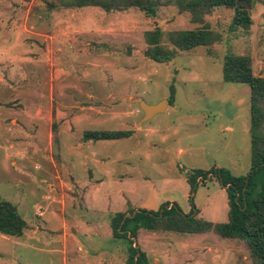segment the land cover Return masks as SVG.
<instances>
[{"label":"rangeland","instance_id":"rangeland-1","mask_svg":"<svg viewBox=\"0 0 264 264\" xmlns=\"http://www.w3.org/2000/svg\"><path fill=\"white\" fill-rule=\"evenodd\" d=\"M23 1L20 12L24 17L31 0ZM46 1L52 0L32 1L26 28H18L21 21L16 24L14 20L5 27L4 35H1L0 29V61H12L18 55L21 62L15 68L13 77L23 73L25 78L21 83L25 87L22 98L0 95V196L14 203L24 220L38 222L43 231L39 242L30 244H24L22 238L0 234V264H63L59 245L54 239L59 236L56 231L60 228L62 215L56 202V199H61L60 182L53 177L49 157H54L57 143H84L81 136L85 129L104 128L79 122L72 125L69 131L66 123H63L65 117L57 119L54 110L46 120L44 114L49 109V87L40 83L51 75L60 79L58 84L53 85L55 100L58 94L63 102L70 101V96L59 92L64 89L70 92V89L79 86L84 90L77 93L74 105L88 103L102 107V101L91 99L89 102L84 92H87V88L101 94L100 89L104 86L102 80L108 78H112V81L109 87H105H117L122 91L125 82H129L127 88H134L149 103L159 102L160 98L166 96L169 105L173 102L176 104V112L171 108L157 113L143 124L147 130L139 133L140 142L136 145L132 140H125L117 144L114 151L102 146H96L94 150L87 145L84 147L88 154L96 155L114 154L120 150L128 154L129 148L139 152L140 157L136 162L123 166L137 182V192H127L125 196L127 205L123 211L124 217L133 209L154 211L173 204L195 218L226 221L228 206L225 189L219 180L206 175L207 170L216 167L237 176L249 171L250 88L246 83L224 81L221 62L228 51L248 54L253 61L254 74L264 76V0H258L254 5L249 34L231 31L232 11L217 10L205 17L208 25L221 33V40L210 48L212 53L207 52V47L199 46L176 52L168 62H156L145 57L147 44L144 33L155 27L166 32L198 26L190 21L188 13H179L174 5L160 6L154 18L145 16L136 7L107 13L98 7L78 8L80 13H99L94 14L95 18L103 22V27L109 32L98 38L81 35L78 39L83 45L65 41L62 49L54 55L51 47L47 49L46 36L41 32L52 28L56 30L59 26L63 28L65 24L59 22L57 12L47 19L48 22L41 24L45 20L39 13L51 11ZM13 4L17 6L14 10L20 7L16 2ZM54 9L61 10L63 7ZM87 41H90V45L86 44ZM8 70V67L0 66V76H6ZM1 87L0 84V91ZM170 87L174 93L173 99L170 97ZM20 108H23L22 115ZM37 108L42 109L40 117L36 116ZM12 117H16V124L11 121ZM158 125L169 126V130L162 132L166 143L159 141L161 133L152 136L148 131V128ZM187 146L188 150L179 155L178 148ZM166 148L168 151L165 153ZM64 152V155H71L75 159L76 177L83 181L90 180L88 173L82 171L80 158L83 152L78 149L72 153L68 150ZM196 171L206 176L203 182L198 181L200 175ZM99 172L94 171V175L98 176ZM81 198L80 193L75 201L76 214L79 213L80 204L83 205ZM116 199L115 195L110 196L108 201L112 202L111 206ZM157 202L159 206L155 208ZM99 205L101 208V203ZM69 209L67 207L65 211L67 218ZM93 211L94 215L96 209L93 208ZM37 212H42V216H37ZM105 222L110 225V220L102 219L100 229L97 221H91L90 230L83 225L84 222L74 229V250L79 253V250L89 249L88 257L93 264H102L111 252L106 249L107 245L110 247V239L104 233ZM29 225L26 232H29ZM101 231L102 235L98 236ZM3 236L7 240L2 239ZM93 239L99 241L94 244L91 242ZM116 239L120 240L110 243H127L123 238ZM135 241L146 252L151 264H253L248 248L242 241L212 232L178 233L139 229ZM90 249H96L97 253L91 254ZM123 253L127 254L126 244L125 248L121 245L117 249V254Z\"/></svg>","mask_w":264,"mask_h":264},{"label":"trees","instance_id":"trees-1","mask_svg":"<svg viewBox=\"0 0 264 264\" xmlns=\"http://www.w3.org/2000/svg\"><path fill=\"white\" fill-rule=\"evenodd\" d=\"M258 0H52L48 9L98 7L105 12L123 11L136 7L145 16L154 18L160 6L174 5L179 13L186 12L198 26L192 29L163 31L157 27L144 33L147 47L145 57L156 62L170 61L176 52L199 46L210 48L221 40V33L212 29L205 20L217 10L232 11L230 30L249 34L253 24L252 11ZM222 78L226 82L246 83L249 97L250 169L244 175H231L223 168L207 170L219 180L227 196V219L224 222L195 218L183 213L177 206L168 205L157 210L139 209L124 217L123 212L110 218L112 236L127 242L126 264H150L145 251L136 244L139 229L165 230L178 233H207L242 241L248 248L253 264H264V76L253 71L248 54L228 51L221 62ZM170 97L173 90L170 87ZM131 130L88 129L82 141L113 140L128 137ZM203 179L206 176L196 171ZM259 176V177H258ZM258 179V181H257ZM27 223L17 206L0 196V234L22 236ZM242 264V263H238Z\"/></svg>","mask_w":264,"mask_h":264},{"label":"crops","instance_id":"crops-1","mask_svg":"<svg viewBox=\"0 0 264 264\" xmlns=\"http://www.w3.org/2000/svg\"><path fill=\"white\" fill-rule=\"evenodd\" d=\"M33 0L30 1L29 6L25 9L24 17L22 15V8L21 4H24L23 0H0V22L3 23V25L0 26V29H2L1 35L5 34V27L8 25L10 21H14L15 23L19 25L18 28H26L25 23L27 22L29 13H30V5ZM13 2H16L20 7H18L16 10H14L17 6H14ZM13 9V10H12ZM80 9V8H79ZM78 8H63L61 10H49L46 12L39 13L42 17L43 21L41 24L44 25L45 22H48L47 19L51 18L52 16L56 15L55 12H57V16L59 17V22L61 24H65L63 28L57 27V29H51L50 31H42L44 36H46V46L48 48H52L54 55H56L57 51H60L62 49V45L65 44V41L71 44L78 43L79 45H83L81 42V39H78V37L85 36V37H94L98 38L99 36H105L107 35V32H109V29H106L103 27V22H99L97 18H95L94 14H97L96 12L92 15H90L92 12H82L80 13ZM10 10V12H9ZM105 12V11H104ZM10 13V15H9ZM107 13V12H106ZM99 14V13H98ZM97 14V15H98ZM106 16V15H105ZM23 19V20H22ZM85 22L87 24H85ZM99 24V25H98ZM47 25V23L45 24ZM77 26V28L73 29L74 26ZM106 27V26H105ZM77 36V38H76ZM101 43V46H104L102 41H99ZM87 45H90V41L86 42ZM8 50V49H6ZM14 56H12L13 58ZM11 58V59H12ZM19 57L18 55H15V58H13L12 61L9 60H2L0 61V66L3 68L8 67L9 70L6 72V76H0V84L2 85V89L0 91V95L6 94L8 96L15 95L16 98H22L25 94L22 92V90H25L24 85H21V83L25 80L24 74L21 73L19 76L13 75V72L15 71V68L18 66V64L21 61H18ZM112 78L103 79L102 82L104 83L102 86L103 88L100 89L101 94L97 92L88 91L85 88V91H87L85 94V97L90 102L91 99H96L102 101V107L98 106H92L88 105H80L73 104V101L76 102V95L77 93H83V89L79 86H76L71 91H67L64 89L63 91H59L62 94H66V96H70L69 100L67 102H63V98L59 97L57 94V100L53 97V85L58 84V81L60 79H55L52 75L49 76V79H44L40 84H42L44 87L45 85H48V94L50 102H49V109L45 110L44 116L46 117V120L48 116H51L52 111L54 110L55 115L57 119H63V123H66L67 128H69V131L72 127V125H76L79 122H86L87 125L91 126H103L104 130H131L132 133L125 138L121 139H113V140H98V141H84V143H57L55 146L54 151V157H49V163L50 166L53 168V177L57 179L60 182V189H59V196H61V199H56V202L60 205V212H61V223L60 228L56 233H59V236H57L56 243L59 245L60 253L63 257V264H93L89 255V249L88 250H79L80 252L77 253L73 248V243L76 242V234L74 233V229H78L81 225L80 222H84L83 225L90 230V223L91 221H97V227L99 229L101 228L102 224H100V221L102 219H105L109 222L110 216L112 214L123 212L127 201L125 199V196L128 193H136L137 189L135 185L137 184L135 177L132 176V174L127 173L125 165H130L134 162H136L137 158L139 156V152L136 153L135 150L129 148L128 154H125L124 151H119L118 153L114 154H95L91 153L88 154L86 148L84 147L87 145L88 148L94 150L96 146H102V147H108L111 148L114 151V148L117 144H120L121 142H124L125 140H132L133 145H136V143L140 142V132H146L143 128V124L145 122H142V116L143 113L139 109V106L137 103L134 102L135 97H141V94L134 90V88L129 89L127 88L129 85V82H125L123 90L120 91L119 88H108L110 81ZM129 81V79L127 80ZM62 84V83H59ZM89 84V83H88ZM15 86V90H13ZM108 86V87H105ZM30 92V90H28ZM34 92V91H33ZM69 93V94H68ZM142 93V92H141ZM38 94H40L38 92ZM37 94V96H38ZM73 94V95H70ZM142 98V97H141ZM167 98L166 96H163L160 98V100ZM147 102V101H146ZM149 103V102H147ZM157 102H151L149 104H155ZM53 106L54 109H53ZM77 108V109H76ZM171 108L174 109V111H177L176 104L174 105V102L169 105L167 101V107L162 112H166L167 110H170ZM20 115L23 113V108H20ZM36 116L40 117L42 114V109L37 108L35 109ZM34 112V113H35ZM155 116V115H154ZM16 117H12L11 121L16 124ZM1 123V122H0ZM164 129L169 130V126L162 127L161 125H158V127H152L148 128V131L152 134V136H155V134H159L160 142L166 143V139L163 135ZM88 130V129H85ZM158 137V136H157ZM82 138V136H81ZM180 141V140H178ZM83 142V141H82ZM86 142V143H85ZM153 143V142H152ZM179 143V142H178ZM99 144V145H98ZM9 147H12V144L9 145ZM9 148V149H10ZM47 149V148H46ZM45 149V150H46ZM78 149L79 151L83 152L81 156V166L82 171L85 173H88V177L90 180H80L75 175V159L71 155H64V151L68 150L71 153ZM188 150V146L185 148H178V154L181 155L185 151ZM168 151V148L164 150L166 153ZM94 171H100L98 176L94 175ZM48 174V173H47ZM42 180H45L42 179ZM185 180V178H184ZM50 184V183H47ZM128 184V186H126ZM128 190V191H127ZM82 194V203L80 204L79 213L76 214L74 212L75 210V201L76 197H78L79 194ZM58 195V193H57ZM115 195L117 197L115 204L111 206V203H109L110 196ZM58 196V197H59ZM105 201V203H104ZM55 202V203H56ZM54 203V204H55ZM98 203V205H97ZM101 203V208L100 204ZM172 203V202H171ZM159 206V202L155 205V208ZM170 206V204H169ZM70 208L68 212V218L65 216L66 208ZM134 207V205H133ZM41 207L39 206V210ZM93 208L96 209L95 214L93 215ZM136 211V209H133ZM89 211H93L92 214ZM40 212V211H39ZM37 212V216L41 217L42 212ZM24 217V216H23ZM97 218V219H95ZM27 225L32 224L33 226H30L29 232L24 231L22 236H19L18 238H22V242L24 244H30L32 242H39V240L42 238V229L38 222L36 221H27L25 220ZM105 229L109 231H104L105 235L110 239L109 245L106 246V249H109L110 254L107 256L106 261H102V264H126V257L124 253L122 255L117 254V249L123 245L125 248V244L127 247V243H117L112 240H120L113 238L111 233V227L110 225L105 222ZM101 233V234H100ZM98 232V236L102 235V231ZM94 236V237H98ZM4 240H7L4 236L1 237ZM100 239V238H99ZM73 241V243H72ZM99 240H92L94 244L95 242ZM126 242V241H125ZM123 243V244H122ZM92 245V243H90ZM80 249V248H78ZM100 251H102V248ZM105 250V249H103ZM91 254L97 253L96 249H90ZM148 257V256H147ZM151 264V263H150Z\"/></svg>","mask_w":264,"mask_h":264},{"label":"water","instance_id":"water-1","mask_svg":"<svg viewBox=\"0 0 264 264\" xmlns=\"http://www.w3.org/2000/svg\"><path fill=\"white\" fill-rule=\"evenodd\" d=\"M133 100L138 104L139 109L143 113L142 122H146L157 113H162L167 107V98L162 99L155 104H149L141 97H135Z\"/></svg>","mask_w":264,"mask_h":264},{"label":"built area","instance_id":"built-area-1","mask_svg":"<svg viewBox=\"0 0 264 264\" xmlns=\"http://www.w3.org/2000/svg\"><path fill=\"white\" fill-rule=\"evenodd\" d=\"M207 177L211 178L213 176L211 174H208ZM197 179H198L199 182H203V178L202 177H198Z\"/></svg>","mask_w":264,"mask_h":264}]
</instances>
